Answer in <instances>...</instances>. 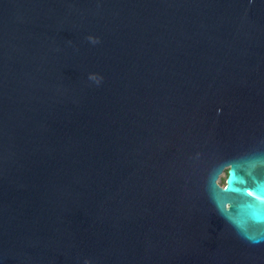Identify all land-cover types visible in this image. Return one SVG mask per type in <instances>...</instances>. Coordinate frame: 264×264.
<instances>
[{"label": "water", "instance_id": "95a60500", "mask_svg": "<svg viewBox=\"0 0 264 264\" xmlns=\"http://www.w3.org/2000/svg\"><path fill=\"white\" fill-rule=\"evenodd\" d=\"M0 264H264V0H0Z\"/></svg>", "mask_w": 264, "mask_h": 264}, {"label": "rangeland", "instance_id": "374dc122", "mask_svg": "<svg viewBox=\"0 0 264 264\" xmlns=\"http://www.w3.org/2000/svg\"><path fill=\"white\" fill-rule=\"evenodd\" d=\"M226 178H227V170L224 173L221 174V177L219 179V183L221 185H225Z\"/></svg>", "mask_w": 264, "mask_h": 264}]
</instances>
